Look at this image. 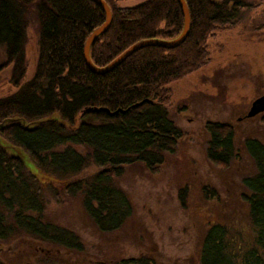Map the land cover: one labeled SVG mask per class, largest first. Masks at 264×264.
<instances>
[{
    "label": "trees",
    "instance_id": "obj_1",
    "mask_svg": "<svg viewBox=\"0 0 264 264\" xmlns=\"http://www.w3.org/2000/svg\"><path fill=\"white\" fill-rule=\"evenodd\" d=\"M104 1L111 8L112 24L91 47L97 66H106L139 41L173 40L184 29L178 0H148L131 8L120 7L121 0ZM185 2L191 25L183 44L172 49L142 48L112 72L98 75L88 67L84 51L90 34L106 20L99 4L0 0V47L7 57L0 66V80L13 65L9 83L17 88L11 95L0 96V120L23 117L30 122L53 114L62 120L31 129L12 122L1 134L22 147L38 169L63 182L69 196L81 195L84 211L101 232L121 229L134 211L116 179L133 165L156 171L181 138L169 115L173 94L168 86L206 66L209 38L216 31L236 27L251 7L248 0ZM31 15L39 26L38 58L34 75L27 80ZM207 128L209 158L228 167L236 154L232 127L209 123ZM243 148L256 164V173L243 180L254 242L242 247L225 224L216 223L207 230L199 257L186 264H264V144L248 138ZM37 180L21 159L0 148V240L26 237L49 246L31 243V258L41 250L49 252L44 256L47 260L63 252H80V237L48 219L49 199ZM154 263L141 257L116 264Z\"/></svg>",
    "mask_w": 264,
    "mask_h": 264
},
{
    "label": "rangeland",
    "instance_id": "obj_2",
    "mask_svg": "<svg viewBox=\"0 0 264 264\" xmlns=\"http://www.w3.org/2000/svg\"><path fill=\"white\" fill-rule=\"evenodd\" d=\"M146 1L118 4L131 8ZM248 1L251 7L236 27L209 38V63L168 86L173 94L169 115L182 132L175 150L165 154L154 172L138 164L116 179L134 207L125 225L101 232L84 211L81 195L69 196L62 182L36 168L37 182L49 199L48 219L74 231L83 249L47 260L49 252L42 250L30 257L33 242L26 237L0 240V264H116L141 257L154 264H186L199 257L206 232L216 223L225 224L242 247L254 242L243 180L256 173V164L243 147L248 138L264 144V113L247 117L253 103L264 96V0ZM31 20L27 80L33 77L38 58L39 26L34 15ZM6 61V51L0 47V66ZM12 68L1 74V97L17 91L9 83ZM209 123L226 124L234 131L236 154L228 167L209 158Z\"/></svg>",
    "mask_w": 264,
    "mask_h": 264
},
{
    "label": "water",
    "instance_id": "obj_3",
    "mask_svg": "<svg viewBox=\"0 0 264 264\" xmlns=\"http://www.w3.org/2000/svg\"><path fill=\"white\" fill-rule=\"evenodd\" d=\"M91 1L99 4L104 9V11L106 13L105 22L101 26L94 29V31L90 34V36L88 37L86 44H85V51H84L85 61L88 65V67L90 68V70L95 74L106 75V74L112 72L114 69H116L118 66H120L128 57H130L133 53H135L136 51H138L142 48L148 47V46H163V47L169 48V49L176 48V47L180 46L181 44H183L189 35L190 25H191L190 12H189V9L187 7L185 0H178L181 8L183 10L184 19H185L184 29H183V31L179 37H177L176 39H173V40H168V41L158 40V39H149V40L139 41V42L135 43L134 45H132L130 48H128L126 51H124L121 55H119L117 58H115L113 61H111L106 66H97L93 63L92 58H91V47H92L93 43L101 35H103L104 33H106L109 30V28L112 24V11H111V8L109 7V5L104 0H91ZM262 112H264V96L257 99L253 103L247 117L253 118ZM116 113H118V112H114V113L112 112L110 114L114 115ZM55 120L62 121L60 116L57 114H53L50 117H46V118H42V119L30 121V122L27 121L23 117L6 118V119L0 121V132L8 124H10L12 122H20L24 129H31L37 125H40L41 123H45V122H49V121H55ZM0 148L4 151L8 152L10 155L21 159L23 164L28 169H30L33 173L35 172V169L37 168V166L30 159V156L26 153V151L22 147H19V146L15 145L14 143L10 142L1 133H0ZM56 181L57 180H55V182ZM63 185H64V183L62 184V186Z\"/></svg>",
    "mask_w": 264,
    "mask_h": 264
},
{
    "label": "flooded vegetation",
    "instance_id": "obj_4",
    "mask_svg": "<svg viewBox=\"0 0 264 264\" xmlns=\"http://www.w3.org/2000/svg\"><path fill=\"white\" fill-rule=\"evenodd\" d=\"M264 113V112H263Z\"/></svg>",
    "mask_w": 264,
    "mask_h": 264
}]
</instances>
